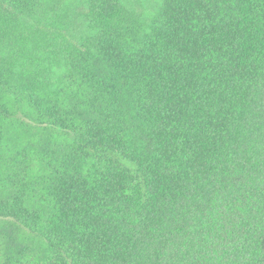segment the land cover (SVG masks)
Wrapping results in <instances>:
<instances>
[{
    "label": "trees",
    "instance_id": "trees-1",
    "mask_svg": "<svg viewBox=\"0 0 264 264\" xmlns=\"http://www.w3.org/2000/svg\"><path fill=\"white\" fill-rule=\"evenodd\" d=\"M58 2L0 0V264H264V0Z\"/></svg>",
    "mask_w": 264,
    "mask_h": 264
},
{
    "label": "rangeland",
    "instance_id": "rangeland-1",
    "mask_svg": "<svg viewBox=\"0 0 264 264\" xmlns=\"http://www.w3.org/2000/svg\"><path fill=\"white\" fill-rule=\"evenodd\" d=\"M162 0H122L124 8L133 17H144L157 9ZM86 0H59V8L64 11V15L74 20L76 28L81 26L80 20H76V13L82 11V6ZM75 30V29H74Z\"/></svg>",
    "mask_w": 264,
    "mask_h": 264
}]
</instances>
